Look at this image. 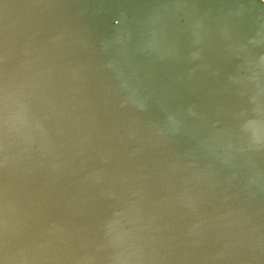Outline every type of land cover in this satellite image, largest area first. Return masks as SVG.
<instances>
[{
  "label": "water",
  "instance_id": "95a60500",
  "mask_svg": "<svg viewBox=\"0 0 264 264\" xmlns=\"http://www.w3.org/2000/svg\"><path fill=\"white\" fill-rule=\"evenodd\" d=\"M0 264H264V0H0Z\"/></svg>",
  "mask_w": 264,
  "mask_h": 264
}]
</instances>
